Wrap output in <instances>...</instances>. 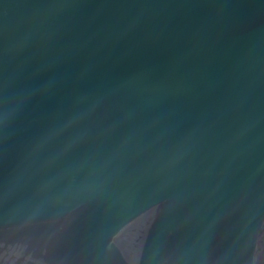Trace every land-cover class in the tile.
I'll list each match as a JSON object with an SVG mask.
<instances>
[{
  "label": "water",
  "instance_id": "1",
  "mask_svg": "<svg viewBox=\"0 0 264 264\" xmlns=\"http://www.w3.org/2000/svg\"><path fill=\"white\" fill-rule=\"evenodd\" d=\"M0 264H264V0H0Z\"/></svg>",
  "mask_w": 264,
  "mask_h": 264
}]
</instances>
